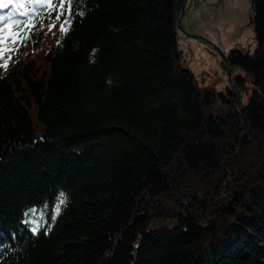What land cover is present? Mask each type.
I'll return each mask as SVG.
<instances>
[{
    "label": "trees",
    "instance_id": "1",
    "mask_svg": "<svg viewBox=\"0 0 264 264\" xmlns=\"http://www.w3.org/2000/svg\"><path fill=\"white\" fill-rule=\"evenodd\" d=\"M37 8L0 67V264H264V0L224 114L180 64L176 0Z\"/></svg>",
    "mask_w": 264,
    "mask_h": 264
},
{
    "label": "water",
    "instance_id": "2",
    "mask_svg": "<svg viewBox=\"0 0 264 264\" xmlns=\"http://www.w3.org/2000/svg\"><path fill=\"white\" fill-rule=\"evenodd\" d=\"M251 16L252 0H176L177 48L188 54L193 74L205 68L213 75L215 66L233 79L226 51L236 40L246 53L252 51L256 40Z\"/></svg>",
    "mask_w": 264,
    "mask_h": 264
},
{
    "label": "snow or ice",
    "instance_id": "3",
    "mask_svg": "<svg viewBox=\"0 0 264 264\" xmlns=\"http://www.w3.org/2000/svg\"><path fill=\"white\" fill-rule=\"evenodd\" d=\"M76 4L77 0H0V10L7 9L0 14V67H8L11 53L17 51L16 45L27 41L36 30V24L39 22L37 6L50 14L59 9L55 19L60 20L66 14L71 16ZM70 25L71 19L65 20L59 25V30L67 34ZM52 27L55 28L56 25L53 24ZM60 203H63V194ZM59 211L60 207L57 206L56 212ZM32 231L36 232L37 228L34 227Z\"/></svg>",
    "mask_w": 264,
    "mask_h": 264
},
{
    "label": "rangeland",
    "instance_id": "4",
    "mask_svg": "<svg viewBox=\"0 0 264 264\" xmlns=\"http://www.w3.org/2000/svg\"><path fill=\"white\" fill-rule=\"evenodd\" d=\"M254 37H255V33H254ZM236 47L238 49H236ZM233 49L240 50L243 53H246V51L243 50L242 41L236 40L233 42V46L229 47V51L228 50L226 51V57L228 59ZM254 49H255V45L252 47V51L250 53H253ZM179 55H180L179 56L180 64L183 67H186L193 72L191 67H187L190 60L188 54L185 53L183 55V52L179 51ZM231 65H232L231 71L233 74V79L229 71H227L225 68H221L222 72L219 73L215 68V66L211 68V73H213L214 75V82L212 78L213 75L210 74V72L207 71L205 68H202L200 72H196L194 74L195 82L199 87L207 88L209 90L214 91L215 100L213 102V109H212V112L214 114H224L229 112L231 109H234L235 107L238 108V101L242 102L243 104L246 103L251 93L252 82L250 80L249 75L241 66L234 63H232ZM239 76H241L242 78H239ZM228 88L235 90L238 93V97L236 98L234 94L233 95L228 94L227 92ZM220 93L224 94L225 98L222 97ZM230 98H233V101H230ZM33 118L35 123H37L38 116L36 113L33 114Z\"/></svg>",
    "mask_w": 264,
    "mask_h": 264
}]
</instances>
